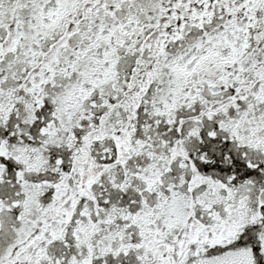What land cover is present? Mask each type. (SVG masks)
Masks as SVG:
<instances>
[{
	"label": "snow or ice",
	"instance_id": "snow-or-ice-1",
	"mask_svg": "<svg viewBox=\"0 0 264 264\" xmlns=\"http://www.w3.org/2000/svg\"><path fill=\"white\" fill-rule=\"evenodd\" d=\"M0 264H264V0H0Z\"/></svg>",
	"mask_w": 264,
	"mask_h": 264
}]
</instances>
